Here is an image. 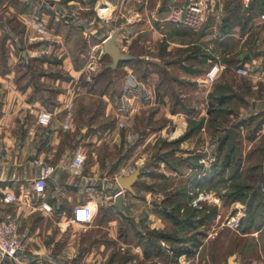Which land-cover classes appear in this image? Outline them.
I'll return each instance as SVG.
<instances>
[{"label": "crops", "instance_id": "obj_1", "mask_svg": "<svg viewBox=\"0 0 264 264\" xmlns=\"http://www.w3.org/2000/svg\"><path fill=\"white\" fill-rule=\"evenodd\" d=\"M94 1L0 0V49L1 47L5 49V62L1 64L0 59V116L2 117L0 220H14L24 243V248L18 253L16 259L3 258L0 259V264H115L112 260L113 255L109 258L108 256L114 248L113 243L118 241L116 236L120 239L121 243L119 244L123 253L128 249L138 251L140 261L147 262L149 257L144 255L141 242L130 244L128 235L132 233L134 237H137V232L145 234L144 230L138 228L137 223L159 230L157 223L160 222L161 228H164L163 216L157 211L160 209L159 202L150 199V196L154 191L158 192L160 188L170 191L163 168L167 167L179 177L180 167L183 166H179L177 161H175L177 168L174 169L164 160H160L159 155L155 157L156 160L154 157L148 161L140 158L135 169L139 173L132 184V192H127L136 197L135 200H139L137 198L141 197L140 201L144 204L139 208H136V205L130 206L125 196H122L123 207L121 208L115 205L114 197L109 195L112 184L108 183L109 186H106L104 182L106 178L99 176V170L104 166L103 160L99 161L95 152H91V159L88 160L87 151L81 141L71 147L60 145L61 134H72L74 130L70 112L71 107L75 104L74 95H78V90L83 84L79 85L78 82H82L83 77L88 76L91 71L97 70L98 64L106 59L103 49L101 51L102 40L105 37L115 33L114 44L119 50L123 54L129 55L130 59L139 57L140 62L146 66L147 71H144L143 78L140 79L134 76L132 66L126 63L125 65L117 63L113 65L111 57L110 64L105 66L111 72L122 71L119 93L122 91L130 93L131 89L139 90L144 101L140 103L145 104L147 103L146 98L149 97L146 92L142 91L144 89L143 79L149 80L153 74V71L149 70L147 66L153 64L154 60H156L155 64L161 67H157L158 70L163 71L162 69H169L167 65L169 62L167 63L164 58L175 51H179L177 53L179 55L181 48L187 50L189 54L193 47L200 46L201 50L210 56L202 64L190 60L194 64L188 66L192 68L193 72L183 69L176 62L174 63L180 71L186 74L183 78L190 79L194 84L198 82L199 86L203 84L207 94H205L204 101L194 99L189 104H183L187 109L179 106L173 107V110L166 109L170 120H175L177 116L180 117L181 123L177 127H173L170 136L166 138L167 148L173 149L177 158L188 155H198L199 158H202L211 154L206 141V136L210 135L207 131L209 129L207 123L211 120L207 113L208 94L213 91L217 79L209 83L202 78H197V75H204L215 63L221 67L219 77L226 76L229 69H232V73L235 74L237 67H250L249 74L242 77L246 80L245 85L249 87V95L254 94H252L253 96H242V101L237 100L241 105L235 106L238 111L236 109L226 117H235L240 121L249 117H253L254 121H257L264 117V22L259 19L260 13L249 21L252 24L249 31L238 33L239 25H236L230 33L221 35L218 32V27L221 26L226 16L223 13L225 7L221 3L223 0H210L208 12L216 11L215 19L201 22L198 30L187 29L185 27L187 25L183 22L170 18L172 9L180 5V0H107L113 5L114 11L106 20L99 18L92 11L90 6ZM241 5L248 6L243 2ZM107 9L105 8V10ZM217 10L220 12L218 13ZM37 27L45 28L48 35L40 36L36 31ZM17 28H21V33L16 31ZM234 42L237 45L236 50H240L239 55L235 57L237 60L235 66L231 62L225 61L231 55L232 46L229 48L228 43L233 44ZM157 43L160 44V48L153 57L154 45ZM136 44L141 45L140 52L144 53L143 55L137 56L133 51ZM245 46H248L250 51L247 49L245 51ZM127 49L130 53L125 52ZM33 61L36 62L38 68H42L46 72L59 71L66 76L65 78L53 74L45 76L39 74L38 76V73H35V76L40 80L51 81V84L60 87V92L55 95L56 106L53 109L44 108L43 101L29 95L34 76H30L32 70L28 65ZM26 73L29 76L27 81H25ZM233 87L235 90H239L237 86ZM126 96L123 95L124 100L118 99L119 110L116 117L121 120V123L126 120L130 121L137 108L133 103L132 107L127 106ZM159 102L155 104H159ZM123 106L126 108L123 109ZM110 108L111 103L107 105L105 115L110 114ZM40 110L52 113L49 125L42 126L37 123L36 117ZM56 114H59V118L56 117ZM189 119H203L204 125L199 132L176 143L175 141L186 131ZM63 125H68L69 128L64 129ZM116 127L112 129L113 135L109 134V137L114 136L121 128L118 126L119 128L117 127L116 130ZM227 129L225 128V130ZM235 130L239 133V127ZM108 131H105V135L109 133ZM177 131H179L178 134H175ZM255 133L257 135L264 134V122ZM196 136L203 138L202 145L191 146L188 149L181 147L184 142H190ZM167 148H160V154L168 151ZM77 151L83 152L86 156L84 167L81 170L74 169L70 165L71 159ZM35 158L54 166L53 174L46 180L45 191L39 197L30 194L28 189L31 179L37 175V168L32 163ZM201 165L202 167L195 169L188 165L184 167L192 173L198 170L202 172L199 173V176H203L211 165ZM149 168L163 170L164 173L161 171L156 176L160 177L155 179L156 182L148 183L152 184L147 186L148 194L140 196L136 194L134 188L140 180L149 177L146 172ZM241 170L240 164L239 172ZM228 171L229 169L226 168L225 177L228 176ZM142 172L146 175L144 176ZM192 173H188L189 177L192 176ZM141 174L143 175L141 176ZM224 189L219 192L221 202L224 199ZM171 190H173V185ZM5 193L14 194L17 198L15 202L3 203L2 197ZM111 198L112 201H110ZM156 198L159 199V197ZM41 202L50 205L51 209H43ZM86 202H91V205L96 209L93 221L89 224L71 222L70 218L74 207ZM229 204H233L232 209L242 213L241 218L244 217L243 202L234 201ZM99 205L107 208L100 220L98 219ZM138 213L139 219L137 220ZM217 215L220 214L216 212ZM120 222L123 226L120 224L122 227L116 228V223ZM159 243L168 254V259L163 264H194L195 260L191 256L195 255L198 250L190 255L181 254L173 257L169 244L163 240H159ZM163 244H167L169 248L166 249ZM201 247L202 242L198 248ZM155 257L152 256L151 259ZM107 259L109 261H106ZM131 260L125 261L124 264H130Z\"/></svg>", "mask_w": 264, "mask_h": 264}, {"label": "rangeland", "instance_id": "obj_2", "mask_svg": "<svg viewBox=\"0 0 264 264\" xmlns=\"http://www.w3.org/2000/svg\"><path fill=\"white\" fill-rule=\"evenodd\" d=\"M180 1H181L180 5L185 3V0H180ZM251 1L259 2L260 0H249L247 4H250ZM221 3L225 7V9H223L224 12L223 11L221 12L225 13L226 15L227 3L230 8L234 9L237 6V4L239 3L241 4V0H223L221 1ZM90 7L92 8L94 14L98 15L95 10V1L93 4H91ZM112 9H113V5H111L108 10H104V9H100L97 4V10L100 13V15L108 16L109 13L112 11ZM248 9H249L248 6L246 7L245 6L243 7L242 5L237 6L236 13L237 16L240 17L241 20L240 23L243 22L242 18L245 17V14L247 12L249 13L248 17H250V19H248V21L246 22L244 28L241 29V24H239L238 26L239 30L237 31L238 33L239 32L241 33L242 31L244 33L249 31L250 28L252 27V24H250L249 21L251 20L252 16H257L259 13L257 6L253 7L252 11H249ZM217 11L218 13L220 12L219 10ZM215 12L216 11L212 13L208 12L206 19L204 21L210 19L213 20V18L215 19ZM185 27H187V29H192L189 26H185ZM16 31L18 33H21V28H17ZM235 37L237 38L236 35ZM140 46H141L140 44H136L133 47V51L136 52L137 56L141 54ZM231 46H230L231 47L230 58L232 57L235 58L237 55H239L240 50L239 49L238 51L236 50L237 45L235 44V42L231 44ZM154 47L155 49L153 50V54H152L153 57L157 53L156 51H158V49L160 48V44L157 43L154 45ZM102 49L103 47L101 46V51ZM182 49L183 48H181L179 55L177 54L179 51H175V53L173 54L170 53L167 56V58H164V60L167 61V63L169 62L167 64L169 68L168 70L166 69H162L163 71L158 70V68L161 67H158L155 64L156 60H154L155 62L153 64L147 66L149 70L153 71V74L150 76L149 80L143 79L144 89L142 91L144 93L146 92L148 94L147 97H149L146 98L147 99L146 104L140 103L144 101H143V95L141 97L139 90L135 91L131 89L130 93H125L124 91L119 93L118 90L121 86V76H122L121 70H114V72L108 70L103 75L101 74L99 75V73H102L103 68L109 65L111 62L110 56L107 54L104 62L102 60L101 63L98 64L97 70H95L94 72L91 71V73H89L88 76L83 77L82 82L80 81L78 82L79 85L82 83L83 84L82 87H80V90H78L79 92L78 95H74L73 101L75 102V104H73V106L71 107V112H70L73 118L72 124L74 126V130L72 134L71 133L64 135L61 134L62 138L60 139V145L62 147H66V146L71 147L79 143V141H81V144L84 146V148L87 151L88 160L91 159L90 156L91 152H95L98 160L99 161L103 160V164H104V166L99 170V176L106 178V180L104 181L106 186L107 185L109 186L108 183L112 184V190L109 192V195L111 196H113L112 194H114L118 189H120L115 178L133 172L136 169V166L138 165L140 158L147 159V161L148 159L150 160L153 157L155 159V157L160 154L159 152L160 148L162 147L167 148V144L164 143L163 141H166V138L170 136L171 133L170 131L172 130V128L177 127L181 122L179 120L180 118L179 116H177L175 120H170L167 116L166 109H172L173 107H178V106L180 107V104H189V102H192L194 99H201L202 101H204V97L206 93L203 84H200L199 86L198 82H195L194 84L193 81H191L190 79L187 80V78H183L186 76V74L180 71L174 64L175 63L174 61L184 59V55L187 53V50H182ZM246 49L249 50V47L245 46L244 50L246 51ZM125 52L130 53L128 52V49ZM132 54H134V52ZM3 56H5V49L1 47L0 49L1 60L4 59ZM132 60H134V62L131 63L127 62L126 64L132 66V69L134 71L133 73L136 78L139 79L143 78V74L144 71L146 70V66L142 62H140L141 59L139 57ZM188 61L184 60V63L186 65L194 64L193 61L190 60ZM170 64H174V65L172 66ZM28 67L31 68L30 70L34 71V73H32V71L30 73V76L33 75L34 77L32 78L31 81L32 90L29 95H33L35 98L41 100V102L43 101L44 108L53 109V107L56 106L54 102L56 97L55 95L57 94V92H60V87L51 84L52 83L51 81H47L45 79L40 80L39 77L35 76V73H38V76L39 74L41 76L53 74L54 76L56 75L62 78H65L66 76L61 74L59 71L46 72L42 68H38L36 62L34 61L30 63ZM249 68L250 67L247 68L248 71H250ZM221 76L220 77L218 76L216 78L217 81L219 80L229 81V83L232 84V87L237 86L239 88V90H234V91H237V93H240V95L242 96L249 95L250 93L249 87L245 85L246 82L243 81L244 77L233 74L232 69H229V72L226 74V76H223L224 78ZM28 77H29L28 73H26L25 75L26 80L25 79L24 80L27 81ZM197 78L199 79L202 78L207 82L205 78V74L197 75ZM174 79L177 80L175 81ZM122 94L131 96L132 100L134 99L132 103L134 107L137 108L135 109L136 112H134L130 121L126 120V122H123L125 126L119 128L120 127L119 123H121V120L117 119L116 113L119 110L118 99L124 100ZM252 94H250L249 96H253ZM158 101H160L159 104H155ZM161 102H163L164 104ZM109 103H111V108L109 109L110 114L107 116L105 115V111ZM239 105L240 103H238L237 100L233 99L226 107H230L234 111L237 109L238 111V108H235V106H239ZM56 115H57L56 117L59 118L58 117L59 114ZM210 119H213L212 115H210ZM239 122L240 120L236 119L235 117L232 118L226 116L222 117V115L217 119H215L214 121L211 120V123L208 125L209 129H207L208 133L210 134L208 137L206 136L207 147L211 150L210 153L213 159V155L216 152V148L219 144L220 137L222 134L224 135V133H226L225 128L235 129L239 127V133L236 132L233 144L236 146L237 149L235 152L236 155H238L241 159L242 170L240 171V176H241L240 181H244V182L249 181L250 184H253L255 180L251 179L250 173L253 170L250 169H252V167L257 165V163L259 162L262 163L264 160V151L259 152V148L264 147V134L257 135V133H253L251 131L252 129L251 125L254 124L251 125L249 123L247 124L246 121H243L241 124H239ZM237 123L238 125L236 126ZM116 126L117 127L119 126L118 127L119 131L117 130ZM115 127L117 130L116 134H114V136L109 137V134L113 135L112 129H114ZM107 130H109L108 131L109 133L105 135L106 133L105 131ZM178 132L179 131H177L175 134H178ZM119 134L120 136H118ZM202 142H203V138L196 136L192 138L190 142L189 141L184 142L181 147L184 149H188L191 146L199 147L200 145H202ZM223 150L226 151L225 148ZM180 169H181V173L179 174L178 177L174 172H172L167 167L163 168V170H165L166 172L165 180L168 183L167 184L168 187H170L169 188L170 191L160 188L158 192L154 191L153 193H151L150 196V199H154L155 201H157V203L159 202L158 203L159 207H163L162 198L172 191L171 186L173 185V190L176 189L177 187H181L185 182H187V179L189 177L188 173H192L188 171V169H186L184 166L180 167ZM163 170H158V169L152 170L150 168L147 169L146 172L148 173L147 175L149 177L143 178V180H140L139 184L135 186L134 190L136 194L140 196L148 194L147 186L152 185L148 183H152V181L154 183L155 179H159L160 177H156V176L159 175L161 171L163 172ZM231 173L232 170L228 171V176ZM143 174L144 176L146 175V173ZM143 174H141V176ZM146 181L149 182L146 183ZM215 186H216L215 188H211L210 190L216 193H219L221 190L225 188L223 186L221 187L220 185H215ZM224 190H226V188ZM122 196H125L130 206L136 205V208H139L140 205L144 204L142 201H140L141 197L137 198L139 200H135L136 197L131 196L127 191H124ZM156 197H159V199H157ZM110 201H112V198L110 199ZM186 204L187 206L192 207L191 205H189V199L187 200ZM220 204H221L220 206L219 205L215 206L212 204L205 203L203 204L201 209H198L207 212L210 207H215L216 212H218L220 216L219 217L216 216L214 219L211 220V222H208L206 226L198 228L197 233L204 232L205 235L203 238H201L202 247L198 248L197 249L198 252L195 253V255L191 256L195 260L194 264H228V257L231 255H234L233 264H264V226L259 232H255L254 230H251L248 233H242L238 228L236 229L231 228L226 224V219L229 218L231 215H235L237 210L232 209L231 207L233 204H229L228 202L225 201V199H223L222 202H220ZM245 208L246 205L244 203L242 208L244 209L243 216H245L246 214ZM106 209L107 208H105L103 205H99L98 207L99 220ZM180 211H182V209ZM137 216H138L137 217L138 220L139 213L137 214ZM162 221L164 224V228H161V224L160 222H158L157 225L159 230H157L155 227L152 228L148 225L143 226L138 223L137 225L139 226L138 228H141L142 230H144V232H149L151 230L167 232L173 229L171 222L168 221L166 218L162 217ZM120 224L122 225L121 222L119 224L116 223V228L123 226V225L120 226ZM182 234L185 237H188L189 234L192 235L191 231H185L182 232ZM116 237L118 241H115V243H113L114 248L110 251L108 256L109 258L113 255L112 260L115 264H124L123 259L129 256L127 253H130V257L132 256V260L130 264H158L159 262L160 264H163L167 261L166 257L161 255L156 256L155 258L152 259L151 256L149 257V260L147 262L140 261V259L138 258L139 257L138 251L135 250L132 251L128 249L123 253V250H121L120 247L121 245L119 244L121 243L119 241L120 239L118 238V236ZM137 241L138 238L134 237L132 233L128 235V242L130 244L133 245L137 243ZM106 261L109 260L107 259Z\"/></svg>", "mask_w": 264, "mask_h": 264}, {"label": "trees", "instance_id": "obj_3", "mask_svg": "<svg viewBox=\"0 0 264 264\" xmlns=\"http://www.w3.org/2000/svg\"><path fill=\"white\" fill-rule=\"evenodd\" d=\"M239 5L241 4H237V6ZM237 6L233 9L230 8L227 3V14L224 17L221 26L218 27V32L221 35L230 33L231 30L239 24H241V29L244 28L246 22L250 19V17H248L249 13L247 12L245 17L242 18L245 22L240 23V17H238L236 13ZM256 6L259 13H261L264 9V1H251V3L248 4V10L252 11L253 7ZM228 46L230 47L231 43H228ZM209 57L210 56L201 50L200 46H195L189 54L186 53L184 55L183 60H176L174 62H177L183 69L192 71V68L186 65L184 60H194L198 64H202L205 63ZM3 58L4 59L1 60V64L2 62H5V56H3ZM132 59L133 58L125 61H118L117 64L120 65L127 62H134ZM225 61L231 62L234 66L237 64L236 58L233 57L227 58ZM108 70V67H104L102 73H99V75H103ZM174 80L176 81L177 79ZM243 81L246 82L245 79H243ZM234 90V87H232V84L229 83V81H217L213 91L208 94L209 105L207 113L213 116V119L211 120L214 121L221 115L226 116L234 112L233 109L225 106L233 99L242 101V95ZM180 107L187 109L183 104H180ZM173 109L174 108H172V110ZM211 120L208 121L207 125L211 123ZM243 121H246V123H249L250 125L254 124L251 125V131L255 133L264 122V117L258 119L257 121H254L253 117H249ZM243 121H240L239 124ZM203 125V119H189L187 121L186 131L175 142L178 143L181 140L191 137L195 133L199 132ZM237 125L238 123L236 126ZM163 142L168 145L166 141ZM224 148L226 151L223 150ZM236 150V146L231 142L230 138L222 134L216 148V152L213 155V160L209 170H207L203 176H199V173L202 172L198 170L193 172L192 176L187 179V182H185L181 187H177L172 190L163 198V207H160L157 211L171 222L173 229L167 232L151 230L149 232H145V234L137 232V238L138 241L141 242L145 256L151 257L161 255L168 259V254L161 247L159 240H163L169 244L173 257H177L181 254L190 255L198 249L202 242L201 238L204 237L205 233H197V230L198 228L206 226L208 222H211V220L215 218L216 208L210 207L209 210L205 212L204 210H198L187 206L186 202L189 199L188 192L192 188L210 190L211 188H215V185L225 187L226 190L224 192V199L226 202L231 203L234 201H241L246 205V214L240 219L238 229L242 233H248L251 230L259 231L262 229L264 226V160L262 163L259 162L257 165L252 167V169H250L253 170L250 173L251 179L255 180L253 184H250L249 181H240L241 176L239 167L241 159L238 155H236ZM260 151H264V147L259 148V152ZM198 158V155H188L186 157L180 156L177 158L174 155L173 149H169L168 151L159 154V159L164 160L167 165L174 169L177 168L175 161H177L179 166L188 165L192 166L194 169L202 167V165L198 163ZM226 168H228L229 171L232 170V173L227 177L224 175ZM181 209L182 211H180ZM185 231H191L192 235L189 234L188 237L183 236L182 232ZM127 254L129 256L124 258L123 262L132 259V256L130 257V253Z\"/></svg>", "mask_w": 264, "mask_h": 264}, {"label": "built area", "instance_id": "obj_4", "mask_svg": "<svg viewBox=\"0 0 264 264\" xmlns=\"http://www.w3.org/2000/svg\"><path fill=\"white\" fill-rule=\"evenodd\" d=\"M99 0H95V10L98 14V17L101 19H108V17L112 14V11L108 16L100 15L97 10V4ZM249 0H241L245 5ZM105 3H103L104 5ZM111 4V3H110ZM210 0H186L184 4L179 5L172 9L170 18L173 20L181 21L185 25L191 27L192 29H197L201 22L206 19L207 13L209 11ZM112 5V4H111ZM107 6V5H106ZM259 19L264 22V11L260 13ZM37 33L45 37L48 35L47 30L43 27H37ZM108 37V36H107ZM105 37L102 40V43L107 38ZM221 67L218 64H213L205 73V78L207 82H213L219 75ZM235 74L238 76H246L249 74V71L246 67L241 66L235 69ZM125 101L127 106L132 107V97L126 96ZM123 109L126 106L122 107ZM52 113L47 110H40L37 114L36 121L38 124L42 126H47L51 122ZM120 127L125 126L124 123L119 124ZM2 128V117L0 116V131ZM63 128H69L68 125H63ZM1 152V148H0ZM212 155L208 154L205 157L199 158L198 162L205 165L210 166L212 163ZM86 161V156L83 152H75L71 159V167L74 169L81 170L84 167V163ZM2 163V159L0 156V165ZM32 163L37 168V175L31 179L30 184L28 185V189L30 194L35 197L41 196L45 191L46 180L53 174L54 166L50 163L42 161L39 158H35L32 160ZM117 178H115L116 180ZM117 182V181H116ZM120 187V186H119ZM124 190L122 188L118 189L113 197L118 193H123ZM189 196V205L196 209H201L203 204H212V205H220L221 195L219 193L213 192L212 190L192 188L188 192ZM16 196L12 193H5L2 197L3 203H12L15 202ZM42 208L45 210H50L51 206L45 202L40 203ZM96 209L91 202L81 203L76 205L72 212V217L70 218L71 222L79 223V224H89L93 221L95 217ZM220 215H217L219 217ZM242 213L240 211H236L235 215H231L226 219V224L231 228H238L240 224V218ZM164 245V244H163ZM166 249L169 247L164 245ZM24 248V243L22 237L18 230L17 223L12 219H3L0 220V259H16L19 252H21Z\"/></svg>", "mask_w": 264, "mask_h": 264}, {"label": "water", "instance_id": "obj_5", "mask_svg": "<svg viewBox=\"0 0 264 264\" xmlns=\"http://www.w3.org/2000/svg\"><path fill=\"white\" fill-rule=\"evenodd\" d=\"M116 37V34L109 35L105 41L103 42V52L107 55H109L112 59L113 65H115L118 61H125L130 59L129 55L123 54L119 48L114 44V39ZM236 130L228 128L226 130L225 136L229 137L231 142H234ZM139 171L135 170L134 172L130 173L127 176L117 177L116 181L120 188L124 191H130L132 192V184L137 178ZM122 193H118L114 198V203L118 207H123L122 202ZM233 258L234 255H231L228 257V264H233Z\"/></svg>", "mask_w": 264, "mask_h": 264}, {"label": "bare ground", "instance_id": "obj_6", "mask_svg": "<svg viewBox=\"0 0 264 264\" xmlns=\"http://www.w3.org/2000/svg\"><path fill=\"white\" fill-rule=\"evenodd\" d=\"M103 3H105V4L103 5ZM106 5H107V6H106ZM98 6H99L100 9H104V10H105V8H106V9H107V8L109 9V7H110L111 5H110V3H109L107 0H99V1H98ZM108 9H107V10H108Z\"/></svg>", "mask_w": 264, "mask_h": 264}]
</instances>
